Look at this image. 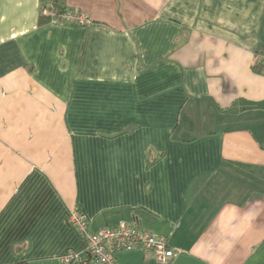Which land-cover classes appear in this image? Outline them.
Listing matches in <instances>:
<instances>
[{"label": "crops", "instance_id": "crops-1", "mask_svg": "<svg viewBox=\"0 0 264 264\" xmlns=\"http://www.w3.org/2000/svg\"><path fill=\"white\" fill-rule=\"evenodd\" d=\"M46 1L0 0V264H102L76 208L168 264H264V0Z\"/></svg>", "mask_w": 264, "mask_h": 264}, {"label": "built area", "instance_id": "built-area-1", "mask_svg": "<svg viewBox=\"0 0 264 264\" xmlns=\"http://www.w3.org/2000/svg\"><path fill=\"white\" fill-rule=\"evenodd\" d=\"M42 14L53 21L63 23L86 24L90 19L78 11L60 9L56 0H47L42 4ZM69 222L87 239L90 255L102 264H117L115 254L120 251L140 249L146 259L155 257L159 263L168 264L180 252L171 247L167 240L154 232L143 228L139 221H120L115 226H105L94 233L88 231V220L78 208L71 212ZM77 254L70 251L65 260L70 261Z\"/></svg>", "mask_w": 264, "mask_h": 264}, {"label": "trees", "instance_id": "trees-1", "mask_svg": "<svg viewBox=\"0 0 264 264\" xmlns=\"http://www.w3.org/2000/svg\"><path fill=\"white\" fill-rule=\"evenodd\" d=\"M57 2V0H56ZM48 18V17H47ZM258 51H262L261 47L258 49ZM264 52V51H263ZM254 70L258 71V72H264V60L263 59H260L258 62H257V65L254 66Z\"/></svg>", "mask_w": 264, "mask_h": 264}]
</instances>
